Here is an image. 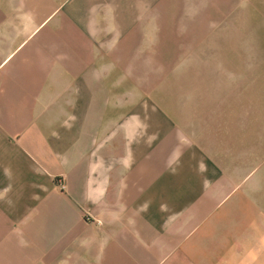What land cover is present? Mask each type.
<instances>
[{"label":"crops","instance_id":"1","mask_svg":"<svg viewBox=\"0 0 264 264\" xmlns=\"http://www.w3.org/2000/svg\"><path fill=\"white\" fill-rule=\"evenodd\" d=\"M125 1L0 0V264H264V98L163 104L156 37L133 27L132 60L109 39V16H164L251 79L264 0Z\"/></svg>","mask_w":264,"mask_h":264},{"label":"rangeland","instance_id":"2","mask_svg":"<svg viewBox=\"0 0 264 264\" xmlns=\"http://www.w3.org/2000/svg\"><path fill=\"white\" fill-rule=\"evenodd\" d=\"M156 6H150L148 1L146 11H164L161 4L163 1H155ZM139 1H125L126 7L136 6ZM254 7V6H253ZM242 8L244 5L242 4ZM155 9V10H154ZM172 18V17H171ZM173 23L180 21V16L173 17ZM117 20L124 24V32H114L110 35V40L121 41L124 47L126 60H132L136 55L137 48L134 46V33L132 28L140 29V44L146 45L153 37H156L155 48L146 49L145 54H141L140 63L155 59L151 64V72L156 67V79L150 83L156 87V99L163 103H181L185 99L194 104H221L235 103L237 106L247 104L262 103L264 98V62L253 61L249 64L238 65L240 69L252 74L251 79H229L226 77L218 78L217 74L221 71L222 65L214 63L199 64L196 63L200 56H203L202 48L192 44L193 37L191 33L182 32L170 28L164 20V16L159 15H125L119 17L109 16V25L111 26ZM155 30V32H154ZM260 38L264 42V31L259 32ZM143 48H141V51ZM212 50V49H210ZM264 57V43L259 49H254V57ZM155 57V58H154ZM186 59V60H185ZM186 61V62H184ZM144 65V64H142ZM170 71L188 72L187 78L167 79L166 74ZM203 74H197V73ZM203 75L202 78H193L192 76ZM170 92V93H169ZM173 92V93H171Z\"/></svg>","mask_w":264,"mask_h":264}]
</instances>
